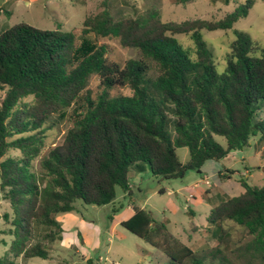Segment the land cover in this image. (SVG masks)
<instances>
[{
    "label": "trees",
    "instance_id": "trees-1",
    "mask_svg": "<svg viewBox=\"0 0 264 264\" xmlns=\"http://www.w3.org/2000/svg\"><path fill=\"white\" fill-rule=\"evenodd\" d=\"M189 1L170 0L175 5ZM252 5L247 0L217 21L181 23L160 22L152 11L116 21L105 8L84 19L79 45L75 31L40 30L25 23L0 31V192L14 216L13 239L0 264L48 259L44 242L62 241L56 216L75 211L77 203L114 207L117 189L124 197L132 195L131 172L147 167L160 180H181L189 171L200 174L206 162L243 151L251 137L264 136V119L257 118L264 107V45L235 33L218 74L201 36V31L232 29ZM89 35L116 38L137 58L123 65L109 61L105 47L88 40ZM179 35L190 39L192 50L181 45ZM93 78L99 89L95 95L89 88ZM116 88L129 94L112 96ZM68 111L71 126L62 141L43 151L52 120L65 118ZM177 148L188 150L186 163ZM11 151L18 154L8 155ZM35 159L37 173L32 170ZM238 183L243 192L212 208L208 223L229 253L223 225L240 227L250 240L240 250L242 260L236 258L242 264L254 259L264 264V185L250 187L242 178ZM132 212L120 226L172 263L203 260L164 223L153 222L135 205ZM214 251L223 264H234L229 254ZM211 253L205 257L213 258Z\"/></svg>",
    "mask_w": 264,
    "mask_h": 264
},
{
    "label": "rangeland",
    "instance_id": "rangeland-1",
    "mask_svg": "<svg viewBox=\"0 0 264 264\" xmlns=\"http://www.w3.org/2000/svg\"><path fill=\"white\" fill-rule=\"evenodd\" d=\"M247 0H191L186 4L175 5L170 0H0V31L19 23L28 24L40 30L62 32L75 31L77 44L81 42L78 31L85 18L94 16L107 8L116 21L136 18L152 11L163 23L192 20L217 21L235 9L243 6ZM253 5L245 18L234 23L226 31H201L207 49L212 53L218 74L225 67V58L229 54L228 45L235 40V33H244L253 41L264 45V0H252ZM176 38L181 45L192 50L188 37ZM88 40L106 49L109 61L123 65L129 59L137 58V53L123 48L116 38H98L87 36ZM90 90L93 95L98 92V83L91 80ZM112 96L128 95L125 88L110 91ZM54 118L53 126L46 132L44 149L60 143L65 132L70 128L69 116ZM257 118L264 119V107L257 113ZM171 139L174 133L168 131ZM224 146L222 139H217ZM264 136L251 137L249 146L243 151L232 152L221 162H206L201 173L189 171L181 180H160L153 177L148 168L142 173L131 172L129 182L133 185L132 201L116 190L114 207L85 206L76 204L75 211L59 214L56 220L63 229L62 241L52 244L44 242L43 246L49 258L17 259L19 264H175L161 251L151 247L145 241L130 234L120 226L132 214V206L150 214L155 223H164L167 231L181 243L189 247L198 257L199 264H223L220 254H229L234 264H242L240 258L244 246L250 237L240 227L227 222L223 225L227 246L230 253L224 252L225 245H219L214 238L213 225L208 223L210 211L221 202L240 195L243 189L238 183L244 179L250 187L260 188L264 185ZM18 154L15 151L10 156ZM176 154L182 163L189 159L186 148H177ZM33 171L40 169L39 159L32 162ZM234 172H236L234 174ZM233 173V174H231ZM220 174V175H219ZM229 178V179H228ZM163 191L162 193H160ZM113 209H117L113 212ZM7 218H4V215ZM13 212L3 194L0 192V259L9 249L13 236ZM34 231L36 230L35 226ZM41 231V227L38 228ZM213 252V258L209 255ZM210 254V255H211ZM236 257H239L237 259ZM258 264L257 259L252 261ZM184 264H194L185 262Z\"/></svg>",
    "mask_w": 264,
    "mask_h": 264
},
{
    "label": "crops",
    "instance_id": "crops-1",
    "mask_svg": "<svg viewBox=\"0 0 264 264\" xmlns=\"http://www.w3.org/2000/svg\"><path fill=\"white\" fill-rule=\"evenodd\" d=\"M133 187H134V186L130 184V190H131V192H132ZM132 213H133V212H132ZM131 216H132V214H131ZM131 216H129V218H130Z\"/></svg>",
    "mask_w": 264,
    "mask_h": 264
}]
</instances>
